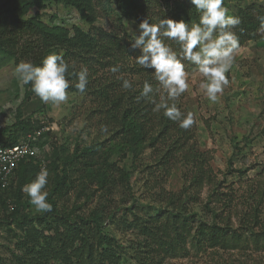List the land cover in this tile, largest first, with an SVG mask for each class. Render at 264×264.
Returning <instances> with one entry per match:
<instances>
[{"label": "trees", "instance_id": "trees-1", "mask_svg": "<svg viewBox=\"0 0 264 264\" xmlns=\"http://www.w3.org/2000/svg\"><path fill=\"white\" fill-rule=\"evenodd\" d=\"M51 2L74 7L89 28L48 25L42 20L41 9ZM110 2L0 0V55L14 65L22 60L40 65L46 55L63 51L70 70H89L87 90L80 93L75 89V77L69 90L88 96L91 114L108 125L107 134L98 137L101 142L77 148L72 155L64 150L59 157L61 174L59 165L52 162L55 173L52 177L50 174L48 191L51 212L21 214L20 198L15 200L17 207L11 206L13 212L7 222L15 223L21 234H16L8 257L0 254V264H121L128 257L134 264H163L166 259L186 258L191 252L208 249L264 252V162L260 173L246 179L245 186L240 184L242 191L227 176L236 171L244 177L252 167L231 168L220 177L211 164L210 151L199 146L197 122L187 130L181 129L162 112H154L153 104L138 99L145 80L154 86L157 82L154 70L136 64L134 58L140 50L131 48L134 36L124 22L134 20L139 27L144 19L152 23L166 19L167 12L155 9L160 0H115L118 25L108 30L98 24V7L108 10ZM33 8L37 10L27 17ZM172 14L174 20H199L194 5L188 8L185 1ZM233 15L242 20L235 29L240 45L264 38L260 31L264 4L237 5ZM116 65L120 72L112 73ZM119 76L132 80L134 90H124ZM184 96L178 107L194 113ZM22 116L19 111L13 132L8 134L10 128L0 130V145L18 143V132L25 138L40 131L39 139L47 133L43 122L35 125ZM109 140H118L122 151H131L134 156L140 152L139 146L141 153L145 147L150 150L147 159L141 157V199L132 193L131 172L110 160L116 150L103 149V143ZM35 159L29 156L20 162L10 184L5 188L0 185V195L19 174L30 182L35 178L40 169ZM179 164L185 167L183 187L173 192L167 189V182ZM72 191L77 194L73 200ZM119 191L130 194L129 199H123L124 204L115 201ZM83 196L86 201L100 198L89 209ZM203 202L204 213L192 209ZM128 231L133 233L132 238L118 237V232Z\"/></svg>", "mask_w": 264, "mask_h": 264}, {"label": "rangeland", "instance_id": "rangeland-1", "mask_svg": "<svg viewBox=\"0 0 264 264\" xmlns=\"http://www.w3.org/2000/svg\"><path fill=\"white\" fill-rule=\"evenodd\" d=\"M183 1L186 2L188 8L191 6L190 0H160V6L155 9L167 12V18L174 19L172 11L178 9ZM250 3L264 4V0H224V6L229 9L230 15H233L235 6ZM109 5L108 10H104L102 6L98 7L100 17L98 24L108 30L118 25L117 14L119 13L115 0H111ZM36 10V8L31 9L26 16L33 15ZM41 13H43L42 20L50 26L58 25L67 29H72L73 25L84 29L90 26L79 16L74 7L64 6L61 3H47L46 7L41 9ZM186 22L194 24L199 20ZM124 23L133 36L138 35L139 27L136 21L126 19ZM166 43L172 48L176 45L175 48L179 51L180 46L175 41L166 39ZM55 52L63 54L60 50ZM15 66L12 61L0 55V130L10 128L8 134L13 132L19 111L23 114L22 118L32 120L35 125L43 122L47 133L37 141L38 154L35 160L40 168L46 165L50 169L51 177L55 173L52 165L55 161L59 165L57 171L61 174L62 161L59 157L64 150L72 155L77 148L101 142L98 137L107 134L102 129H108V125H102L104 121L99 116L91 114L90 98L75 91L68 90L67 102L57 106L41 102L39 97L31 91V84L23 85L19 82L15 75ZM191 66V64H186L190 88L183 100L193 110L196 117V137L199 146L202 150L210 151L211 164L220 177L231 168L252 167L244 177H239L236 171L227 176L228 181H236L237 186H240L242 190V186L246 185V179L254 178L261 172L264 162V38L240 45L233 67L228 73L231 83L217 103H211L199 90L201 77L196 66L190 68ZM52 124L57 126L55 130L49 129ZM18 135L19 141L24 138L19 132ZM118 143V140H109L103 143V149L107 152L111 149L116 150L110 154V160L117 161L123 170L131 172L132 193L141 199L143 191L141 157L147 159L150 150L145 147L141 153V146H139L140 152L134 156L131 151L124 153ZM184 171L183 165L179 164L176 167L168 179V190L173 192L181 190ZM21 176L17 175L11 186L0 195V254L4 257H8L10 248L15 246L16 234H21L15 223L9 225L7 222L13 212L11 206L17 207L15 200L20 198L21 214L40 213L35 210V207L29 203V198L22 192V187L30 183V180H23ZM74 177L77 176L74 175ZM77 180L75 182L79 181ZM47 191H49V184ZM76 195L75 192H71L72 200L76 198ZM205 196L206 193L203 192L202 199ZM99 198L100 196H95L93 200L86 201L83 196L86 208L96 204ZM124 198L129 199L130 194L124 195L122 191H119L115 195V201L121 204H124ZM4 200L7 203L5 206H3ZM203 206L204 202L192 209L204 213ZM118 237L127 240L133 237V233L118 232ZM121 264H134V262L128 257L123 259ZM163 264H264V252L208 249L198 254L191 252L186 258L166 259Z\"/></svg>", "mask_w": 264, "mask_h": 264}, {"label": "clouds", "instance_id": "clouds-1", "mask_svg": "<svg viewBox=\"0 0 264 264\" xmlns=\"http://www.w3.org/2000/svg\"><path fill=\"white\" fill-rule=\"evenodd\" d=\"M199 13V22L190 24L185 20L161 19L158 23L144 19L139 24L140 33L134 35L132 49H139L140 55L135 62L141 68L154 70L153 83L143 82L140 97L154 105L153 111L163 113L168 120L175 122L181 129H189L195 123L194 113L183 112L178 107L180 97L190 88L189 73L186 64L195 65L201 77L199 90L211 103H217L230 85L228 73L235 62L240 49V40L235 29L241 25L239 16L230 15L224 6V0H190ZM264 32V17H260ZM167 40L175 41L180 46L174 50ZM56 52L46 55L40 65L32 61H20L15 66V75L23 85L31 84V91L41 102L53 106L67 102L69 88L73 86L84 93L89 84V70L81 67L77 72ZM112 73H119L120 66L111 68ZM122 88L133 91V81L119 76ZM157 96L159 100H157ZM56 125L49 126L55 130ZM107 131L106 128L102 129ZM0 159L5 157L0 156ZM50 172L42 165L35 179L22 187V192L29 198V203L37 212H51L49 202Z\"/></svg>", "mask_w": 264, "mask_h": 264}, {"label": "built area", "instance_id": "built-area-1", "mask_svg": "<svg viewBox=\"0 0 264 264\" xmlns=\"http://www.w3.org/2000/svg\"><path fill=\"white\" fill-rule=\"evenodd\" d=\"M41 132L30 133L18 143L10 146L0 145V185L5 188L10 184L16 168L20 162L29 156L36 157L38 154L37 141Z\"/></svg>", "mask_w": 264, "mask_h": 264}]
</instances>
